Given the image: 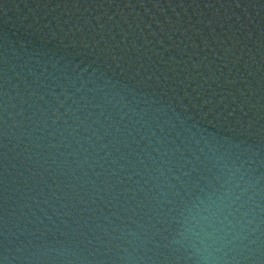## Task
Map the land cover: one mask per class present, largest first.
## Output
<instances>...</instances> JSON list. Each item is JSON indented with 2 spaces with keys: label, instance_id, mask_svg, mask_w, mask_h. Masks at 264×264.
Listing matches in <instances>:
<instances>
[{
  "label": "water",
  "instance_id": "1",
  "mask_svg": "<svg viewBox=\"0 0 264 264\" xmlns=\"http://www.w3.org/2000/svg\"><path fill=\"white\" fill-rule=\"evenodd\" d=\"M0 264H264V0H0Z\"/></svg>",
  "mask_w": 264,
  "mask_h": 264
}]
</instances>
